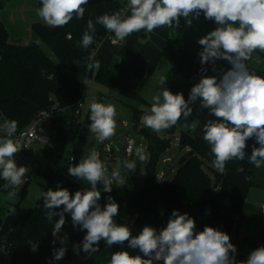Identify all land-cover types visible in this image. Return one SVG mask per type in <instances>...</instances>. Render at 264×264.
I'll return each mask as SVG.
<instances>
[{
  "label": "clouds",
  "instance_id": "clouds-1",
  "mask_svg": "<svg viewBox=\"0 0 264 264\" xmlns=\"http://www.w3.org/2000/svg\"><path fill=\"white\" fill-rule=\"evenodd\" d=\"M88 3L89 0H40L37 15L50 27H63L73 18L83 19L84 5ZM201 15L216 25L197 41L202 46L201 64H212L216 71V61L225 60L231 65L230 69L219 76H202L192 86L187 100L182 93L173 94L167 87L163 88L153 96L151 107L141 121L157 133L179 121H183L182 127L194 131L198 125L188 121L193 112L190 105L199 100L200 109H207L216 118L203 125V140L210 145L213 166L222 171L229 161H243L246 142L255 138L259 146H253L247 159L249 164L260 168L264 164V77L251 72L246 62L256 50L264 52V0H128L120 11L100 15L95 23L89 19L81 47L88 49L93 44L96 24L114 33L109 39L115 44L141 30L151 33L165 26L180 28L181 19L188 21L190 17ZM99 47L97 44L86 59L88 70L100 67L96 59ZM53 78L48 75V79ZM166 81L161 77L160 84L163 86ZM115 117L116 109L112 104L95 101L90 104L89 129L100 142L115 135ZM17 127V121L7 118L0 123V133H3L0 135V178L7 182L4 187L10 189L6 196L9 201L16 197V189L26 182L28 172V168L18 166L14 158L22 148L14 139ZM138 152L143 160V149ZM132 166L131 162L127 163L128 168ZM238 171H243V167ZM68 174L90 187L74 195L66 188L40 193L45 218L53 222L59 217L52 228V243L59 240L62 245L53 248L55 261L62 260L67 252L65 239L59 234L66 224L65 214L69 213L73 227L86 230L83 240L73 246L77 255L80 251L89 256L98 252L101 241L110 248L127 242L128 248L138 249L142 254L117 251L112 254L110 264H264V246L251 250L246 260L237 261L236 246L226 232L211 226L197 231L194 219L179 210L171 212L166 226L159 231L145 225L133 236L128 224L117 223L119 205L111 196L104 205L99 203L101 191L97 185L103 184V191L110 193L112 183L94 150L78 164L70 165ZM112 177L118 178V173L114 171ZM15 211L14 207H9L8 215H14ZM28 243L33 252L38 249L37 243Z\"/></svg>",
  "mask_w": 264,
  "mask_h": 264
},
{
  "label": "trees",
  "instance_id": "trees-1",
  "mask_svg": "<svg viewBox=\"0 0 264 264\" xmlns=\"http://www.w3.org/2000/svg\"><path fill=\"white\" fill-rule=\"evenodd\" d=\"M9 1L0 0V13ZM127 2L128 0H89L84 5L83 19L73 18L63 27L33 24V39L25 46L9 41V33L0 19V123L5 118L15 120L18 123L16 133H22L37 120L40 112L58 103L61 111L52 117L50 141L42 148V154L48 164L46 179L52 183L57 182L59 188L68 189L74 177H64L60 173L59 163L68 144L73 141L76 142L73 165L78 164L81 159L84 145L91 133L90 108L86 114L84 109L81 115H77L76 111L80 103L85 104L87 79H93L108 90L109 98L128 109L133 128L145 137L149 153L144 186L132 190L119 185L116 180H110L112 191L108 193L103 191V184H98L97 188L101 191L99 203L104 205L107 197L111 196L119 205L120 213L115 217L117 223L128 225L132 218H135V225L145 224L158 214L161 206L174 210L184 207L204 210L209 207L212 214L208 226L229 235L235 219L246 207L249 191L258 175V168L249 164L247 159L253 146H259L255 138L246 142V158L243 161H229L221 171L212 164L214 156L211 154L210 145L181 131L179 149H186L187 152L178 165L175 177L169 182L159 180L158 161L172 146L157 132L146 126L141 127V117L146 113L145 108L149 104L121 79L117 64L100 65L99 69L93 70L86 68V59L90 52L111 34L102 25L96 24L94 42L88 49H84L81 47V40L87 21L92 19L95 23L96 17L120 11L126 7ZM38 41L46 45L50 54L41 48ZM256 53L257 50L246 62L251 72L256 71L253 63ZM48 75L55 78L48 79ZM100 103H103L102 99ZM210 119L216 118L212 116ZM166 132L174 134L176 126ZM105 142L106 140L102 143V148ZM115 155L116 151L113 149L112 156ZM134 158L128 162L132 163ZM110 162L115 165L117 163L112 157ZM241 167L243 171H238ZM111 169L114 170L113 166ZM167 171L164 177L167 176ZM6 183L0 178V192L10 190L4 187ZM25 195L26 190L21 192L22 197ZM14 208V215L7 214L5 220H0V237L7 246L5 252H0V264H50L48 253L56 217L53 222L45 218L42 198L35 208L23 209L19 205ZM29 241L38 244L35 252L31 250ZM76 244L79 242H73L70 252L59 264H95L107 245L101 241L99 251L89 256L83 251L79 255L74 253L73 246Z\"/></svg>",
  "mask_w": 264,
  "mask_h": 264
},
{
  "label": "crops",
  "instance_id": "crops-1",
  "mask_svg": "<svg viewBox=\"0 0 264 264\" xmlns=\"http://www.w3.org/2000/svg\"><path fill=\"white\" fill-rule=\"evenodd\" d=\"M20 5L21 10H19ZM29 6L32 8V12L37 10L38 0H10L7 3L5 9L0 13V19L8 33L10 25L16 26V16L19 15L23 7H25L24 13H29L27 11ZM128 14L130 15V12ZM34 16L44 23L37 14ZM180 24V28L165 26L154 29L151 33L144 30L134 32L124 41H121L119 46H113L105 39L97 51L96 59L100 62V65H118L121 79L149 104L145 111L150 109L153 96L160 93L163 88L167 87L173 94L182 93L187 100L192 86L200 80V78L195 76L196 57L199 56V52L202 50V46L197 41L213 30L216 25L214 22L206 20L203 15L199 18L190 17L188 21L181 19ZM43 25L46 24L44 23ZM17 34V36L12 38L9 33V41L15 45L25 43L23 41L24 37L19 32ZM111 34L114 36V33ZM253 63L256 69L254 73L264 77V52L257 50ZM230 67L231 65L227 61L217 60L215 63L216 71H213V65L211 64L209 76H219L222 72L230 69ZM161 77L167 79L166 84L163 86L160 84ZM111 100L118 105V102L113 98ZM190 106L193 108V112L188 121H195L198 126L194 131H190L182 127L183 121H179L175 125L176 132L174 134L177 135L176 140L179 139L181 131L190 133L198 141L203 140V125L212 116L207 109H200L199 100ZM165 163L169 164L171 160H166ZM166 170H169V167ZM263 205L264 164L258 168V175L254 186L249 191L246 207L235 219L229 234L231 242L237 249L235 254L237 261L246 260L251 250L264 246ZM173 210L161 206L158 214L143 225H135V218H132L133 222H129L132 235H138L145 225H150L159 231L166 226ZM179 212L188 213L194 219L197 231H202L205 226H208V221L204 219L201 210L184 207ZM56 219H59V217H56ZM65 219L66 224L59 235L65 239L66 245L64 246L67 247L66 257L72 248L73 242L77 241L80 243L83 240L86 230L81 231L78 227H73L69 213L65 214ZM53 239L54 237L52 236L48 262L50 264H59L65 257L59 261L53 259V248L62 246L59 240L53 244ZM123 250L128 251L132 255H142L138 249L128 248L127 242L124 245H113L111 248L106 245L95 264H110L112 254Z\"/></svg>",
  "mask_w": 264,
  "mask_h": 264
},
{
  "label": "rangeland",
  "instance_id": "rangeland-1",
  "mask_svg": "<svg viewBox=\"0 0 264 264\" xmlns=\"http://www.w3.org/2000/svg\"><path fill=\"white\" fill-rule=\"evenodd\" d=\"M24 8L19 13L18 16H16V26L10 25L9 33L11 37L17 36V32L20 33V35L23 38V41L25 43H22L21 45H29L33 39L31 26L35 23H42L37 17L34 15L37 14V10L32 12L31 6L28 8L29 13H24ZM7 10V9H6ZM19 10H21V5L19 6ZM39 20V21H37ZM44 24V23H42ZM41 48L50 54L48 48L46 45L38 41ZM53 58V56H52ZM106 66V65H105ZM108 66V65H107ZM88 80V79H87ZM100 99L103 100V104H112L116 109V129H115V135L106 140L104 147L102 148L101 142L96 138V134L90 133L86 144L84 145L81 159L86 158L91 151H96L100 160L103 162L105 166L106 174L109 177V180H115L112 177V173L115 170V164H112L110 162V157L107 148L112 147H118L120 151L123 150V141L127 137L134 138L137 143V151L140 149V147L143 149V155L144 159L141 160L139 157H135L134 161L132 162V170L127 167L128 161L124 160V177L117 179L119 185L125 186L128 189L134 190L135 188H141L144 186V180H145V174L146 169L149 164V153L147 149V142L145 137L139 133V130L133 128V123L131 119V115L127 111V109L121 107L119 104L117 105L115 102L109 98L108 90L105 87H101L98 85L93 79H89V82H87V91H86V97H85V104H84V114H86L90 108V104L93 102V100H97L100 103ZM135 105L139 106V104L134 101ZM39 127L44 129L46 133H49V127L45 123H40ZM141 127H145L143 123H141ZM158 135L161 138L166 139L172 146L169 150H167L165 153L162 154L160 157L158 164H157V174L159 180H161V175L165 173L166 169L169 167V170L167 171V176L163 178L164 182L171 181L175 175L178 168V165L182 158L186 154V149H179V140H176L177 135L175 134H169L166 133L165 130H162L158 133ZM44 146L41 144H36L34 146L35 150H42ZM76 150V142H70L63 154V157L59 163V170L60 173L64 177H71L68 174V161L74 157ZM166 160H171L170 164H166ZM165 161V162H164ZM39 164V167L37 169L34 168V164ZM22 166H25L28 168V172L26 173V178L29 177L30 181L25 182L20 188L16 189L17 195L16 197L9 201L6 199L7 192L9 190L1 191L0 192V220H5L8 214V208L14 207L16 205L21 206L23 209H31L35 208L37 205V202L42 198L40 197V193L43 191H47L49 189L57 190L59 188L57 182H49L45 174L48 169V164L46 162L38 161V159L33 158L31 156H28L24 161ZM111 166H113L114 170L112 171ZM39 173L41 176H39ZM213 182L215 184V175H213ZM88 185L86 182L79 180V179H73L72 184L69 186L68 190L71 194H75L76 191H80L85 189V186ZM26 190V195L24 197L21 196V192ZM39 197V198H38Z\"/></svg>",
  "mask_w": 264,
  "mask_h": 264
},
{
  "label": "built area",
  "instance_id": "built-area-1",
  "mask_svg": "<svg viewBox=\"0 0 264 264\" xmlns=\"http://www.w3.org/2000/svg\"><path fill=\"white\" fill-rule=\"evenodd\" d=\"M110 36L114 37L112 34H109L106 37V39L113 46H119L121 44V41H117V43L113 44L112 41L109 39ZM210 69H211V64H201L200 57L199 56L196 57L195 76L197 78H201L202 76H209ZM86 82H89V80H87ZM83 109H84V104L80 103L76 111V114L81 115ZM60 111H61V108L59 104L54 103L50 109L40 112L37 117V120L31 126H29L24 132L15 133L14 139L18 141L19 145L22 147L15 154V157H14L18 166H22L23 161L28 156L36 158L38 159V161L45 162L43 158L42 150H35L34 146L36 144H41L44 147L47 146V144L50 141V137H49V133H46L44 129L39 127V124L45 123L50 129L52 117L58 114ZM0 135H3V133H0ZM103 142H101V144ZM122 144H123V150L121 151V156L123 158V161L124 160L129 161L132 158L139 156V152L137 151V147L139 145L134 138L127 137L123 141ZM140 149L142 148L140 147ZM107 150L109 153V157H112L114 158L115 161H117L119 156L117 154L115 156H112L113 148L108 147ZM73 164H74V158H71L68 161L67 166L69 167L70 165H73ZM38 167H39V164L35 163L34 168L37 169ZM163 178H164V173L161 175L162 180ZM29 181H30V178L27 177L26 182H29ZM85 188H89V187H85ZM262 211L264 213V205L262 206ZM211 214L212 212L209 207L203 210V216L206 221L209 220V218L211 217ZM130 222L132 223L133 221L131 220ZM1 232H2V227L0 226V236H1ZM6 250H7V246L0 237V252H5Z\"/></svg>",
  "mask_w": 264,
  "mask_h": 264
},
{
  "label": "water",
  "instance_id": "water-1",
  "mask_svg": "<svg viewBox=\"0 0 264 264\" xmlns=\"http://www.w3.org/2000/svg\"><path fill=\"white\" fill-rule=\"evenodd\" d=\"M115 151L116 154L119 156L114 170L115 172L118 173V178H115V180H117L124 177V169H123V158L121 156V151L118 150V148H115ZM201 212H203V210H201Z\"/></svg>",
  "mask_w": 264,
  "mask_h": 264
}]
</instances>
